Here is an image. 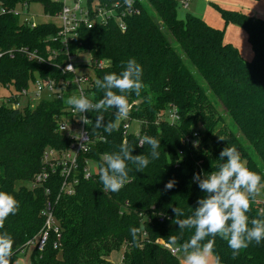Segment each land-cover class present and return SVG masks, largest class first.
Returning <instances> with one entry per match:
<instances>
[{"label": "trees", "instance_id": "16d2710c", "mask_svg": "<svg viewBox=\"0 0 264 264\" xmlns=\"http://www.w3.org/2000/svg\"><path fill=\"white\" fill-rule=\"evenodd\" d=\"M85 1L110 6L124 3ZM179 1L135 0L138 13L126 17L125 30L114 20L79 29L71 52L90 53L95 65L110 61L103 68L96 67V79L119 74L122 62L135 58L143 68L144 87L139 96L128 95L130 103L138 101L129 115L141 122L139 133L132 130L125 136L124 120L111 134L94 129L100 113L89 112L93 123L87 128L93 143L88 153L78 156V169L72 174L78 179L73 194L61 192V167L50 170L44 182L36 181V175L47 167L44 155L52 149L66 150L70 144L58 130L68 95L46 96L33 106L30 102L12 106L20 91L30 88L38 76L55 78L64 91L62 81L72 77L70 73L20 51L28 47L47 57L61 47L60 41L51 40L59 25L44 21L32 26L22 13L0 12V85H13L18 92L4 96L0 103V191L11 193L19 202L17 213L7 217L0 228V234L6 232L15 241L11 264L46 227L49 203L61 238L51 228L43 249L34 245L32 264H115L109 258L119 250H123V264H182L164 243L169 244L171 236L183 243L194 234V229L181 234L172 223L173 207L182 208L186 217L198 198L205 196L198 182L192 181L193 175L218 170L223 162L218 160L220 151L234 145L240 148L246 166L264 182V18L219 7L226 24L245 29L253 50L252 58L246 59L236 45L225 40L223 29L190 12L180 17ZM31 3H41L51 16L62 8L55 0H0V9L29 7ZM92 92L95 102L103 98L95 81ZM114 113L115 109L103 112L105 124L115 120ZM144 136L160 140V158L143 172L129 164V182L118 192L105 191L98 173L85 177L88 160L99 167L103 154L118 151L125 141L134 148L133 155H148L149 145L138 147ZM171 179L177 184L165 191ZM261 208L264 202L256 196L250 203L249 219L257 217ZM132 227L139 230L135 245ZM211 252L223 264H264V240L253 241L234 257L227 241L217 236Z\"/></svg>", "mask_w": 264, "mask_h": 264}, {"label": "clouds", "instance_id": "9594fccd", "mask_svg": "<svg viewBox=\"0 0 264 264\" xmlns=\"http://www.w3.org/2000/svg\"><path fill=\"white\" fill-rule=\"evenodd\" d=\"M133 0H124L129 9ZM123 70L104 75L102 79L95 80V86L103 90V98L98 102H92L82 93L79 96L71 95L67 104L82 114L79 119L85 125L93 123L86 115L87 112L100 113L96 116L94 129L103 128L104 132L111 134L118 130V124L129 116L131 105L128 95L135 93L139 96L142 88L143 68L135 58L122 62ZM68 69H72L69 65ZM115 109V120L104 123L103 112ZM221 141L224 137H219ZM145 144L150 146L148 155H133V147L125 141L119 146V150L103 154V163L98 168L100 182L105 191L118 192L129 182V164L135 166L137 172L143 170L154 160L160 158V140L152 136H144L140 139L138 147ZM82 147V145H81ZM225 158L226 161H225ZM218 170L208 173H195L193 182H198L199 189L205 196L198 198L197 206L192 214L185 217V212L180 207H173L175 219L172 223L179 226L181 234L185 229H194V234L183 243L179 238L171 236L169 247L173 252L180 251L184 255V264H210L209 256L214 240L217 236L226 240L233 256H237L241 249H246L253 241L259 244L264 240V208L259 210L258 216L249 219L250 203L253 198L260 195L264 184L259 174L251 171L242 160L236 146H226L219 153ZM177 184L175 179L169 180L164 190L173 189ZM19 208V202L9 192L0 191V228L10 215H15ZM185 217V218H182ZM139 230L130 228L133 244L138 243ZM211 237L212 239L206 238ZM203 241H206L202 243ZM14 239L6 232L0 234V264H11ZM216 264H219L217 258Z\"/></svg>", "mask_w": 264, "mask_h": 264}, {"label": "built area", "instance_id": "2783aa9c", "mask_svg": "<svg viewBox=\"0 0 264 264\" xmlns=\"http://www.w3.org/2000/svg\"><path fill=\"white\" fill-rule=\"evenodd\" d=\"M62 3L61 10L54 16L61 20L59 25V31L56 36L52 37V41H60L61 47L59 49H53L49 55L46 57L41 55L36 50H31L28 47H21L20 51L29 56L30 59L36 60L39 63L51 62L57 65L64 73H70L72 77L62 81L63 90L57 85V80L52 77H41L38 76L31 84L30 88H23L19 93V100L12 103L14 108H19L24 104L30 102L33 106L34 101L38 97H42L43 94L48 96L61 97L64 93L68 95L67 99L71 95L79 96L81 93L88 97L92 102L94 101V96L92 89L94 87V81L96 79L95 69L103 68L110 64L109 60L100 61L98 64H92L91 61V72L79 71V66H84L85 61H80V56L85 53L78 50L77 52H71V44L78 38L79 29L82 26L91 28L96 24H107L111 20L117 22L122 30L126 28L125 19L129 15L137 14L138 7L133 0L132 7L129 9L125 4L115 3L113 5H100L96 2L87 3L85 0H73V3H69V0H55ZM190 0H180V6L183 8L189 7ZM22 7H27L26 4L18 8H1L0 12H12L14 14H24V18L32 26H36L38 22L29 19L26 16V12L22 10ZM50 15V14H47ZM51 16V15H50ZM58 25V24H57ZM1 56V53H0ZM63 62L59 61V58ZM54 62V63H53ZM71 65L72 69H68ZM66 99V113L62 114L58 120V130L66 135L70 139V144L66 150H49L47 154L44 155V162L47 164L40 173L36 175L37 182H44L49 174L50 170L55 172L58 167H61L60 174L63 177L61 192L67 194H73L75 192V185L78 183L76 177H72V174L78 169V156L82 153H88L91 150L93 139L89 133L87 125L79 119V115L72 106L67 104ZM138 101L129 102L132 107L137 104ZM130 109V110H131ZM89 119V112L85 113ZM176 117L175 114L172 115V119ZM135 120L128 116L124 120L123 130L126 136L132 130H136L139 133V128L141 127V122L138 123L139 128L133 129ZM82 145V147H81ZM182 152L180 151V154ZM91 160L87 161L86 167L84 168V173L86 178L93 177L98 173V164L96 169H92ZM46 227L42 232L35 238L33 245H37L39 249H43L49 235V230L54 228L58 235V240H60L61 235L59 234V228L55 224L53 217V212L50 203L46 207ZM164 243L163 241H158ZM167 248L171 250L174 255H178L179 251L173 252V249L169 247V244L164 243ZM57 246V243L55 244ZM123 261V256H122Z\"/></svg>", "mask_w": 264, "mask_h": 264}, {"label": "rangeland", "instance_id": "374dc122", "mask_svg": "<svg viewBox=\"0 0 264 264\" xmlns=\"http://www.w3.org/2000/svg\"><path fill=\"white\" fill-rule=\"evenodd\" d=\"M69 3H73V0H69ZM189 8H183L180 6L179 8V16L184 17L187 13H199L201 15H206L208 20L204 19L208 24L213 27L220 28L224 30V36L227 41L233 42L240 52L243 55V52L247 51L248 53L251 52V56L248 59H251L253 56L252 47L248 41V37L246 34L245 29L235 23L226 24L219 7L221 8H234L239 9L242 12L254 15L256 17L264 18V0H190L189 1ZM21 8V7H20ZM22 10L26 12V16L34 20L36 22H44V21H52L57 23L58 25L61 24V20L57 17L50 16L45 14L44 7L41 3H31L29 7H22ZM209 21V22H208ZM80 61H85L84 66H79V71H87L91 72V55L88 52L83 53L80 56ZM191 69L195 71V68L191 66ZM11 92L17 93L13 85L10 87L0 85V103L5 99L4 96L10 94ZM48 96L47 93L43 94L42 97L36 98L34 103H37L41 98ZM222 110V108H220ZM139 124L135 122L133 129H138ZM234 129V128H233ZM247 145V143L245 144ZM92 169L97 168V164L95 162L90 163ZM264 184V182L262 183ZM32 183H29L31 186ZM259 201L264 202V188H262L260 195L257 196ZM34 247L31 244L25 251H21L18 253L17 258L15 260V264H32L31 263V251ZM123 250L115 251L112 253L109 259L113 261L115 264H123L122 255ZM178 257L182 263L184 261V255L182 252H178ZM210 264H216V259L214 258L213 253L211 252L209 256ZM219 264H223L220 263Z\"/></svg>", "mask_w": 264, "mask_h": 264}, {"label": "crops", "instance_id": "0c3cea01", "mask_svg": "<svg viewBox=\"0 0 264 264\" xmlns=\"http://www.w3.org/2000/svg\"><path fill=\"white\" fill-rule=\"evenodd\" d=\"M189 6H190V4H189ZM189 8V7H188ZM193 14H195V15H198V16H202L204 19H206V20H208V17L206 16V15H201V14H199V13H194V12H192ZM209 22V21H208ZM225 40L227 41V39L225 38ZM227 42H230L231 43V41H227ZM233 43V42H232ZM234 44V43H233ZM235 45V44H234ZM242 54V53H241ZM250 56H251V52H243V57L244 58H246V59H248V58H250ZM33 249V248H32ZM32 252V251H31ZM112 261V260H111ZM113 262V261H112ZM182 264H184V261H182Z\"/></svg>", "mask_w": 264, "mask_h": 264}, {"label": "water", "instance_id": "95a60500", "mask_svg": "<svg viewBox=\"0 0 264 264\" xmlns=\"http://www.w3.org/2000/svg\"><path fill=\"white\" fill-rule=\"evenodd\" d=\"M237 149L239 150V152H240V148L239 147H237ZM227 158H225V160H226Z\"/></svg>", "mask_w": 264, "mask_h": 264}]
</instances>
